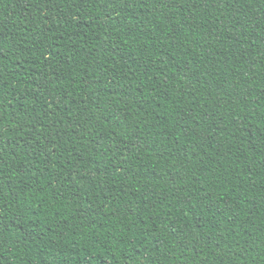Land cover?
<instances>
[{
  "label": "trees",
  "instance_id": "16d2710c",
  "mask_svg": "<svg viewBox=\"0 0 264 264\" xmlns=\"http://www.w3.org/2000/svg\"><path fill=\"white\" fill-rule=\"evenodd\" d=\"M0 264H264V0H0Z\"/></svg>",
  "mask_w": 264,
  "mask_h": 264
}]
</instances>
